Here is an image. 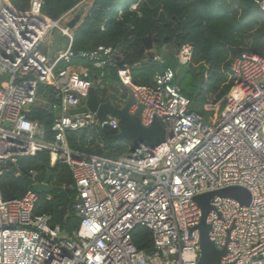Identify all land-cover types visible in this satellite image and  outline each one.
I'll return each instance as SVG.
<instances>
[{
    "label": "built area",
    "instance_id": "2783aa9c",
    "mask_svg": "<svg viewBox=\"0 0 264 264\" xmlns=\"http://www.w3.org/2000/svg\"><path fill=\"white\" fill-rule=\"evenodd\" d=\"M88 3L54 21L41 13L40 0H31L28 12L0 0V75L9 77L0 87V178L12 169L19 172L22 159L49 151L51 168L63 164L70 169L80 221L67 237L60 226H50L48 215L35 213L40 196L33 189L8 200L0 190V264H199L203 211L196 198L235 187L250 193V205L215 196L206 218L209 238L227 251L222 264H264V53L234 58L233 91L224 103L205 106L212 113L208 122L182 94L178 70L157 72L154 84L143 86L133 82L132 68L120 65L118 76L135 101L131 112L143 106L142 125L149 128L157 119L166 137L154 146L131 143L116 159L87 156L71 149V133L106 127L120 132L115 117L71 114L86 106L92 89H105L90 79L89 69L80 71L73 63L78 55L68 23L81 10L85 16L92 8ZM260 7L264 12V0ZM56 30L69 43L52 61L40 47ZM194 52L191 43L180 46L179 70L190 65ZM80 57L103 70L119 55L100 47ZM154 61L166 63L159 55ZM41 86L54 94L55 103L38 105ZM123 102L115 104L122 107ZM36 107L54 114L51 141L28 117ZM138 227L152 232V252L134 245Z\"/></svg>",
    "mask_w": 264,
    "mask_h": 264
},
{
    "label": "trees",
    "instance_id": "16d2710c",
    "mask_svg": "<svg viewBox=\"0 0 264 264\" xmlns=\"http://www.w3.org/2000/svg\"><path fill=\"white\" fill-rule=\"evenodd\" d=\"M11 1L19 11L31 9V0ZM83 1L40 0L41 13L56 21ZM92 1V8L74 34L72 49L78 57L73 63L89 69L90 79L99 83L96 86H104V90L99 87L96 90L98 96L103 97L102 101L127 98L128 91L118 76L120 65L132 68L135 84L150 86L157 72L167 68L179 70L178 50L182 44L191 43L195 49L193 61L177 82L182 94L193 102V110L207 115L210 114L204 111L207 104H217L233 91L231 66L234 58L245 52L264 53V12L260 7L263 0ZM80 15L83 17L82 13ZM100 47L114 49L122 59L121 64L112 63L97 70L80 57ZM167 48L173 51L168 53ZM156 55L162 56L166 63L155 62ZM59 67L62 69L66 65ZM50 101L57 100L53 96ZM28 117L41 124L47 140L53 139L52 112L36 107ZM117 135L118 132L109 127L87 129L71 133L69 144L73 151L87 156L116 159L131 145L129 140L117 138ZM49 173L56 190L39 197L35 213L48 215L51 227L60 226L67 237H72L80 226L74 212L75 184L67 165L51 168L49 151L22 159L19 172L12 169L0 178V190L7 200L21 198L35 183L44 182ZM132 239L138 250L153 251V234L148 228L138 227Z\"/></svg>",
    "mask_w": 264,
    "mask_h": 264
},
{
    "label": "water",
    "instance_id": "95a60500",
    "mask_svg": "<svg viewBox=\"0 0 264 264\" xmlns=\"http://www.w3.org/2000/svg\"><path fill=\"white\" fill-rule=\"evenodd\" d=\"M81 15H77L74 20L68 23V28L71 30L81 23ZM121 58H117V62H121ZM120 68V67H118ZM188 67L178 71L177 80L180 82L183 72ZM9 78L7 76H0V87L4 82H7ZM135 103L133 96L130 94L125 106L122 109L116 108L112 102L107 99L105 103H102L95 89H92L89 95V99L86 106L74 110L72 115L87 113L91 111L97 113L98 118L105 120L108 116L115 117L119 120L120 132L117 138L129 140L134 146L140 143L146 142L150 146H154L155 143H161L166 137V129L159 120H154L153 124L147 128L141 123V115L143 113V106H139L136 112H131V107ZM33 190L39 195L50 194L56 190V187L52 185V174L49 173L43 183H38L33 186ZM219 196L222 198H231L239 201L242 205L248 206L251 203L250 193L241 187L230 188L217 193H210L197 197L202 211L203 219L199 226L201 231V258L199 264H222V258L227 254L226 250H218L209 238L211 226L207 224L206 218L213 209L211 206V200Z\"/></svg>",
    "mask_w": 264,
    "mask_h": 264
},
{
    "label": "rangeland",
    "instance_id": "374dc122",
    "mask_svg": "<svg viewBox=\"0 0 264 264\" xmlns=\"http://www.w3.org/2000/svg\"><path fill=\"white\" fill-rule=\"evenodd\" d=\"M88 1H89L88 4H92V2H93L92 0H88ZM88 6H90V5H88ZM81 13L83 14V17L81 20V22H82L84 19V10H81ZM75 32H76V30H73L74 34H75ZM68 43H69V40L65 37H62L61 34L59 33V31L56 30L51 34V36L46 40V42L41 45L40 50L43 53H46V55L52 61H54L59 56L60 53L66 51V49L68 48ZM170 51H173V50L171 48L166 49V52L169 53ZM52 96H54V94L48 92L46 86H41L40 91L38 93V105L49 106L50 105L49 100H50V98H52ZM116 99L120 100L121 98L118 99L116 97L115 101H116ZM111 101L115 102L114 100H111ZM122 106H124V102L122 103ZM204 117H205V122H208L209 118L212 117V114L210 113V114L204 115Z\"/></svg>",
    "mask_w": 264,
    "mask_h": 264
},
{
    "label": "clouds",
    "instance_id": "9594fccd",
    "mask_svg": "<svg viewBox=\"0 0 264 264\" xmlns=\"http://www.w3.org/2000/svg\"><path fill=\"white\" fill-rule=\"evenodd\" d=\"M31 10V9H30ZM26 12H28V11H26ZM82 17V16H81ZM82 23V22H81ZM80 26V24L77 26V27H79ZM77 27H76V29H74V30H77ZM120 58V57H119ZM122 60V59H121ZM117 61V60H116ZM117 63H121V62H117ZM120 67V66H119ZM186 68V67H185ZM181 70V69H180ZM179 71V70H178ZM0 76H6V75H0ZM8 77V76H7ZM9 78V77H8ZM8 82V81H7ZM4 83H6V82H4ZM96 90V89H95ZM128 91V90H127ZM96 93H97V91H96ZM98 95V94H97ZM128 97H129V92H128V96H127V98L124 100V102L125 101H127V99H128ZM98 98H99V96H98ZM107 99V98H106ZM110 101H111V99L110 98H108ZM99 100L103 103L104 101L106 102L107 100H104V101H102L100 98H99ZM112 102V101H111ZM126 103V102H125ZM112 104H115V102H112ZM115 105H117V104H115ZM116 108H118V109H122L124 106H122V107H118V105L117 106H115ZM110 116V115H109ZM119 134V133H118ZM131 143V142H130Z\"/></svg>",
    "mask_w": 264,
    "mask_h": 264
},
{
    "label": "crops",
    "instance_id": "0c3cea01",
    "mask_svg": "<svg viewBox=\"0 0 264 264\" xmlns=\"http://www.w3.org/2000/svg\"><path fill=\"white\" fill-rule=\"evenodd\" d=\"M61 36H62V35H61ZM62 37H63V36H62ZM45 54H46V53H45ZM60 54H61V53H60ZM60 54H59V55H60ZM77 68H78V70L80 69V71L83 69L82 67H77ZM204 111H206V110H205V107H204ZM206 112H207V111H206ZM208 113H209V112H208ZM211 114H212V113H211Z\"/></svg>",
    "mask_w": 264,
    "mask_h": 264
}]
</instances>
